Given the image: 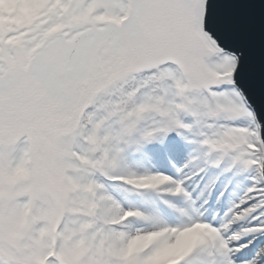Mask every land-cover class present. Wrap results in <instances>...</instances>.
Returning a JSON list of instances; mask_svg holds the SVG:
<instances>
[{
    "label": "snow or ice",
    "instance_id": "6c2138e0",
    "mask_svg": "<svg viewBox=\"0 0 264 264\" xmlns=\"http://www.w3.org/2000/svg\"><path fill=\"white\" fill-rule=\"evenodd\" d=\"M0 264H264V0H0Z\"/></svg>",
    "mask_w": 264,
    "mask_h": 264
}]
</instances>
